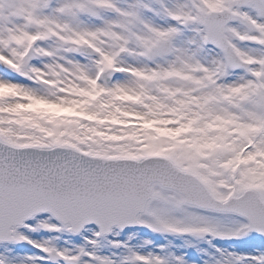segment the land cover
<instances>
[{"label": "snow or ice", "instance_id": "obj_1", "mask_svg": "<svg viewBox=\"0 0 264 264\" xmlns=\"http://www.w3.org/2000/svg\"><path fill=\"white\" fill-rule=\"evenodd\" d=\"M0 264H264V0H0Z\"/></svg>", "mask_w": 264, "mask_h": 264}]
</instances>
